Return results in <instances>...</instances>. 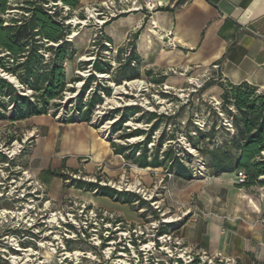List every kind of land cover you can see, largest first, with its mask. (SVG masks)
<instances>
[{
    "label": "crops",
    "instance_id": "1",
    "mask_svg": "<svg viewBox=\"0 0 264 264\" xmlns=\"http://www.w3.org/2000/svg\"><path fill=\"white\" fill-rule=\"evenodd\" d=\"M102 1L107 0H80L73 12ZM154 4L156 8L150 11L131 9L100 29L99 35L105 37L101 39L116 50L113 60L119 49H125L120 53L123 57L131 45L140 71L149 69L153 77L170 68L179 71L166 74L171 89H181L190 79L211 72L222 82H247L264 93V0H154ZM166 37L174 46L166 45ZM214 64L217 68L212 69ZM211 87L220 99L222 89L216 84ZM18 122H26L37 133L22 165L45 185L52 199L70 190L94 208L132 223L141 220L128 204L63 188L62 179L52 173L74 169L85 180L99 177L101 184L119 183L134 165L127 166L123 157L113 152L112 138L102 128L92 121L64 122L50 114ZM216 180L217 193L212 196L202 190L197 195L175 229L176 236L188 249L209 258L264 264V186L238 188L234 173H223ZM52 183L56 190L50 187Z\"/></svg>",
    "mask_w": 264,
    "mask_h": 264
},
{
    "label": "trees",
    "instance_id": "2",
    "mask_svg": "<svg viewBox=\"0 0 264 264\" xmlns=\"http://www.w3.org/2000/svg\"><path fill=\"white\" fill-rule=\"evenodd\" d=\"M79 2L80 0H0V121L14 124L43 114L55 117L60 109H65L70 104L73 109L66 111L64 122H90L96 118L98 123L94 126L98 128L104 122L111 121L110 132L115 136L110 144L113 152L120 154L127 166L163 167L175 179L192 180L193 170L185 160L192 155L176 148L169 141L173 140L174 135H168L164 127L159 130L162 125L174 121L184 105L179 106L173 115L147 111L137 104L105 109L101 116L94 114L96 108L103 104L104 98L112 94V87L107 81L117 85L140 77L138 58L133 46H128L129 53L125 58L120 56L125 49L117 51V66L113 67L102 53L106 47L101 44V38L105 37L100 35L94 58L79 63V67L86 70L87 75L75 74L69 80L66 79L64 62L72 60L75 54V49L67 38L70 25L66 21ZM64 7H67L66 11ZM1 74L13 76L18 86ZM98 74L107 76L108 79L100 78ZM144 75L150 77L155 84H162L166 78V75L153 77L149 69L144 70ZM76 83L81 84L76 87ZM215 84L222 89V93L219 107H215L213 113L217 110L222 120L219 127L226 137L220 144L214 141L218 133L215 122L207 130L194 125L190 131L187 124L184 131L186 142L201 157H206L204 166L210 175H236L241 171L245 178L243 182L236 183V187L248 189L264 186V93H259L255 86L247 82L232 84L213 78L203 82L197 91H204ZM66 92L75 95L64 100ZM160 94L169 96L164 91H160ZM188 102L189 100L186 103ZM224 120L230 125L225 124ZM129 121L144 123L146 128L126 125ZM156 131L159 133L154 136ZM167 136L170 138L167 139ZM133 137L141 139L129 142ZM14 139L17 138L12 136L9 141ZM149 144L151 147H148ZM2 163L9 164V159L0 151V164ZM52 173L62 179L63 188L73 187L93 192L96 196L128 204L134 211L144 209L138 214L142 219L146 218V210L153 213V218H158V211L133 191L118 190L107 183L101 184L99 177L95 180H85L82 176L73 177L72 175L77 174L74 169ZM87 206L92 207L89 204ZM173 225L171 222H159L155 229L156 235L171 232ZM69 226L76 236H80L75 226ZM176 226L178 228L180 224ZM112 238L101 237L102 246ZM194 261L198 262V259Z\"/></svg>",
    "mask_w": 264,
    "mask_h": 264
},
{
    "label": "rangeland",
    "instance_id": "3",
    "mask_svg": "<svg viewBox=\"0 0 264 264\" xmlns=\"http://www.w3.org/2000/svg\"><path fill=\"white\" fill-rule=\"evenodd\" d=\"M84 19L85 23H81ZM66 23L70 25L67 38L75 49L72 60L64 62L66 79L69 80L75 74L87 75V71L82 70L79 63L94 58L97 46L92 49L90 39L93 33H100L104 24L97 28L98 24L89 13L84 11V7L73 12ZM113 61L116 67V56ZM178 72L176 70L175 74ZM162 73L161 75H164V72ZM167 74L173 73L167 72ZM206 75H211V72ZM100 78L108 79L107 76ZM204 78V75L192 78L184 83L181 89H171L165 81L162 84H155L150 77L144 75V71H140L139 78L133 79L136 81L133 84L132 80L117 85L107 81L112 87V94L105 97L103 104L96 108L94 112L96 116H101L105 109L134 104L140 105L147 111L155 109L158 113L173 115L177 111L175 105L178 107L184 105L177 118L162 125L159 130L164 127L168 135H174L173 140L169 141L176 148L192 155L185 160L193 170V179L189 181L175 179L172 174L170 177L165 176L166 170L163 167L147 170L132 166L124 174L128 179L127 185L114 184L121 190L128 189L134 192L131 188L132 184L140 181L145 194L139 195L151 202L155 200L150 207L158 211L157 219L153 218V213L149 210H146V218H141L139 222L132 223L120 218L136 228L133 235L131 231L123 229V226L120 229L114 225L110 228L103 225L93 226L88 215L80 212V204L88 205L80 194L69 190L52 199L45 185L41 192L30 170L22 166L24 156L30 149V141L37 133L26 122L10 124L8 121H0V151L6 156L10 155L11 151L14 153L9 158L7 156L8 165L0 164V264H219L216 260L184 263L183 258L186 257H182L180 252L176 251L170 256L156 240L157 235L154 230V226L159 222L179 225L190 211L191 202L197 200V195L202 190L212 196L218 190L219 182L216 180L218 176L208 173L204 166L206 157H201L187 146L184 133L187 124L190 131L193 130L194 125L207 130L208 126L215 122L218 133L214 141L220 144L226 137L219 127L222 120L217 110L213 113L215 107H219L220 99L213 93L212 87L197 91ZM80 84L76 83L75 86L79 87ZM164 85L168 88H164ZM165 90L169 91L168 97L160 94V91ZM74 95L66 92L64 100ZM72 109L73 106L68 104L65 109H60L54 118L63 120L66 111L70 112ZM92 122L95 125L98 123L96 118H93ZM126 125L146 128L141 122L129 121ZM110 126L111 121H106L100 128L113 138L115 135L111 134ZM158 133L156 131L154 136ZM12 136L17 139L9 141ZM140 139L141 137H133L128 141L135 142ZM21 140L24 142L17 151V143H21ZM117 142L122 141L117 140ZM149 146L151 147V144ZM111 183L113 185V182ZM50 187L56 190L53 183ZM143 211L144 209H140L135 212L139 214ZM69 224L75 227L77 224H86L85 236H76ZM176 225L170 228L174 235H176L174 232ZM106 228L108 232H105ZM104 235L113 238L102 246L100 239Z\"/></svg>",
    "mask_w": 264,
    "mask_h": 264
},
{
    "label": "built area",
    "instance_id": "4",
    "mask_svg": "<svg viewBox=\"0 0 264 264\" xmlns=\"http://www.w3.org/2000/svg\"><path fill=\"white\" fill-rule=\"evenodd\" d=\"M143 7H145L146 9L153 10L156 8L155 4H154V0H107V1H102L100 3H96L93 5H88L86 7H84V11L86 13H89L91 15V17L95 20V23L98 24L97 28H100L103 24H105L106 22L110 21L112 18H115L123 13H126L128 11H130L131 9H142ZM64 10H67V7H64ZM85 19L83 21H81V23H85ZM100 33H93L92 37L90 39V43H91V48H95L97 46V41H98V37H99ZM165 43L167 46H174V42L172 41V39L166 37ZM101 44H103L106 49L103 50L102 52L105 54V56L110 60L111 65L114 67L115 63L113 61V59H111L112 53H116V50L112 47L111 43H109L108 41L102 39ZM128 50H126L123 54V57H127L128 56ZM112 60V61H111ZM134 63V61H133ZM213 69L217 68V65H212ZM167 72L176 73V69L170 68L168 69V71H165L164 74L166 75ZM205 78L203 79V82H205L206 80L213 78L214 80H219L217 79V77H213V75H204ZM202 82V84H203ZM200 84L199 87L202 85ZM164 88H168L167 86ZM164 92H169L167 90H165ZM176 109H178V106L175 105ZM152 111H155V109H153ZM225 124L230 125V123L227 120H224ZM17 142V141H16ZM24 141L21 140V143H17V151L20 150V148L22 147V143ZM149 146V145H148ZM187 146H189V144L187 143ZM150 147V146H149ZM12 154L10 152V155L8 154V158L10 156H12ZM6 155V154H5ZM6 165H8V163H4ZM73 177H79L77 174L76 175H72ZM165 176H171V173H168L166 171ZM236 182L240 183L244 181L245 175L243 172H238L236 175ZM37 188L43 192V184L35 181ZM119 183H123L124 185H127L128 183V179L125 175H123L119 181ZM115 183L110 182L109 185L121 190L120 187H115L114 185ZM134 192L137 194H145V189L142 185V183L140 181H135L132 184V187ZM124 190H128V189H124ZM132 191V190H131ZM144 199V198H143ZM146 200V199H145ZM149 202V204L151 206H153L152 204H154V201H150V200H146ZM80 212H84L85 215H88L89 220L91 221V224L95 227H100L101 225H103L104 227L110 228L112 225L116 226V228L120 229L121 226H123L122 228L127 230L128 232L131 231V235H133L136 232V228L133 227L130 223H126L124 222L122 219H120L117 215H115L114 213L106 210V209H99V208H94V207H88L87 205H85V203L80 204ZM264 213V210H263ZM264 223V222H263ZM78 231L80 232V235L82 237L85 236V232H86V228L87 225L86 224H77L76 225ZM158 224L154 226V230L157 228ZM94 228V227H93ZM105 229V232H108V229ZM109 235H104L101 237H108ZM101 240V239H100ZM156 240L159 242L160 245H162L165 249L166 252H168L170 254V256L173 255V252H180L182 257H186V259L183 258V262L184 263H189L194 261L196 258L198 259V261L203 262L204 260H208V261H212V260H216L218 261L219 264H238L234 259H224L220 256H217L216 258H209L206 256L205 253L202 252H194L190 249H188L182 242L181 238L174 235L171 232L168 233H163L161 235H157L156 236ZM181 257V259H182Z\"/></svg>",
    "mask_w": 264,
    "mask_h": 264
},
{
    "label": "water",
    "instance_id": "5",
    "mask_svg": "<svg viewBox=\"0 0 264 264\" xmlns=\"http://www.w3.org/2000/svg\"><path fill=\"white\" fill-rule=\"evenodd\" d=\"M2 76H4L5 78H7V80H9L10 82L14 83L16 86H18V83L16 81V79L13 77V76H10V75H7V74H1ZM104 75L102 76H99V77H103ZM126 82H123V84H125Z\"/></svg>",
    "mask_w": 264,
    "mask_h": 264
},
{
    "label": "bare ground",
    "instance_id": "6",
    "mask_svg": "<svg viewBox=\"0 0 264 264\" xmlns=\"http://www.w3.org/2000/svg\"><path fill=\"white\" fill-rule=\"evenodd\" d=\"M99 76H102V74H98ZM136 81L135 80H132V84L135 83ZM131 84V83H130ZM12 153V151H11Z\"/></svg>",
    "mask_w": 264,
    "mask_h": 264
}]
</instances>
